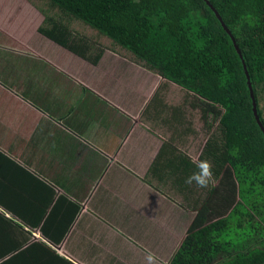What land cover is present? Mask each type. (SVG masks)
Returning <instances> with one entry per match:
<instances>
[{
    "label": "crops",
    "instance_id": "crops-1",
    "mask_svg": "<svg viewBox=\"0 0 264 264\" xmlns=\"http://www.w3.org/2000/svg\"><path fill=\"white\" fill-rule=\"evenodd\" d=\"M4 19L0 11V264H147V251L167 264L195 201L208 197L185 183L206 142L193 140L192 93L152 83L156 73L124 53L107 51L100 75V63L45 38L96 70L71 65L69 75L30 54L29 29Z\"/></svg>",
    "mask_w": 264,
    "mask_h": 264
},
{
    "label": "trees",
    "instance_id": "trees-1",
    "mask_svg": "<svg viewBox=\"0 0 264 264\" xmlns=\"http://www.w3.org/2000/svg\"><path fill=\"white\" fill-rule=\"evenodd\" d=\"M29 1L45 16L39 33L48 40L93 65L107 51L128 54L195 98L206 126L199 159L211 162L217 183L201 188L207 200L195 201L196 218L167 264H264V132L246 70L264 124V0Z\"/></svg>",
    "mask_w": 264,
    "mask_h": 264
},
{
    "label": "rangeland",
    "instance_id": "rangeland-1",
    "mask_svg": "<svg viewBox=\"0 0 264 264\" xmlns=\"http://www.w3.org/2000/svg\"><path fill=\"white\" fill-rule=\"evenodd\" d=\"M27 1L28 0H1L0 11H1V14L3 15V17L5 18L4 22L5 21L8 23L9 22H16V23L20 22V23H22V25H20V27H24V28L29 29V33H30V54L35 55V58L38 57L39 54H44L45 55L44 58L48 62H50L53 67H57V68L62 67V70H63V66L65 64L66 66H64V67L67 68V72L69 75H72L71 69L74 68L75 65L80 70V71L77 70L78 72H80V75L82 74L84 76V75H89V74H95L96 70H93L94 67L91 65H88L86 62H80L79 61V60H81L80 58H78L77 63H75L73 60H70V57H68L69 58V61H68L66 59V57L63 56L64 54L60 53V52H64V51H62L63 50L62 47L55 48V47L46 46L47 40H45L44 35L39 33V27L43 25L44 20H45V16L43 14H41V11L35 6V4L33 2L30 1V3H28ZM28 10H30V12H28ZM93 34L94 33L87 32L86 36L88 38L92 39L93 41H96L95 37L92 36ZM7 40L8 39L6 38V41ZM10 42H7V43H10ZM47 42H50V41H47ZM104 42L105 41L102 40V43H104ZM107 42L108 41L106 40V44H108ZM43 47H46V48L43 49ZM68 51H67V53L71 54V56H72L73 55L72 52L71 51L68 52ZM112 56H113L112 54L108 53V55L105 59L106 61L104 63H103L104 60L101 61L100 64L96 67L98 69L97 72L100 75H105L108 72H110V69H109L110 65L108 64V60ZM117 60H119V59H117ZM71 65H73L72 68H70ZM121 65H122V62H121ZM118 66H119L118 63H114L113 68L118 69ZM130 66H132L131 67L132 72H134L138 76H143V75H146L145 73H147V71H145V70L139 71V68L136 66L133 67L132 63L130 64ZM146 69L149 70L147 67H146ZM90 70H93V71H90ZM150 71L151 70H149V72ZM155 75H157V76H154L151 79L152 83L166 82L165 81L166 77L163 76L162 74L156 73ZM85 77H87V76H85ZM193 100H194V98L192 97L191 101H193ZM173 102L175 103V101H173ZM200 116H201V112L199 110L198 111L196 110V112H194V113L192 112L191 114H188V119H189V121L191 119H193L195 131L197 132L196 134H194L193 140H194V143L196 142V145L198 148H200L201 145L205 142V136L202 137V134L206 130L205 122L200 119ZM200 140H201V142H199ZM196 188H198L197 193H196ZM196 188L194 190L195 196H197L199 194V190H201V188H199V187H196Z\"/></svg>",
    "mask_w": 264,
    "mask_h": 264
},
{
    "label": "clouds",
    "instance_id": "clouds-1",
    "mask_svg": "<svg viewBox=\"0 0 264 264\" xmlns=\"http://www.w3.org/2000/svg\"><path fill=\"white\" fill-rule=\"evenodd\" d=\"M192 162L195 164L197 171L188 176L185 183L187 185L194 183L199 188L215 187L217 182L213 175L211 162L208 160H200L199 158H194ZM145 260L147 264H157V257L151 251H147Z\"/></svg>",
    "mask_w": 264,
    "mask_h": 264
},
{
    "label": "water",
    "instance_id": "water-1",
    "mask_svg": "<svg viewBox=\"0 0 264 264\" xmlns=\"http://www.w3.org/2000/svg\"><path fill=\"white\" fill-rule=\"evenodd\" d=\"M215 12H216V14L218 15V17L220 18V20L222 21L220 15L218 14V11L215 10ZM223 26H224V28L227 30V32H228L230 35L233 36L232 32L229 31V29L227 28V26H226L224 23H223ZM233 40H234V42H235V44H236V48L238 49V51H239L240 54H241V57L243 58L244 56H243L242 50H241L240 46L238 45L237 40H236V38H235L234 36H233ZM246 70H247V75H248V78H249V84H250V88H251L252 97H253V100H254V111H255V114H256V117H257V121H258L260 127L262 128V130H263V132H264V124L262 123L261 118H260V115H259V113H258V109H257V100H256V96H255V91H254V89H253V83H252L251 76H250V73H249V71H248V67H247V66H246Z\"/></svg>",
    "mask_w": 264,
    "mask_h": 264
}]
</instances>
